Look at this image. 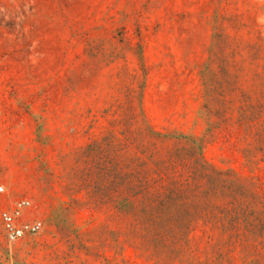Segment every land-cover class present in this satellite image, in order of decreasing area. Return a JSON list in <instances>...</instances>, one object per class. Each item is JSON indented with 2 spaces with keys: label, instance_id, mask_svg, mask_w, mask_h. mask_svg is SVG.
Returning <instances> with one entry per match:
<instances>
[{
  "label": "rangeland",
  "instance_id": "374dc122",
  "mask_svg": "<svg viewBox=\"0 0 264 264\" xmlns=\"http://www.w3.org/2000/svg\"><path fill=\"white\" fill-rule=\"evenodd\" d=\"M209 90L226 118L264 103V0H0V210L29 199L43 223L12 245L0 225V264H264V183L254 226L181 240L122 213L108 172L147 124L253 176L235 134L208 132Z\"/></svg>",
  "mask_w": 264,
  "mask_h": 264
},
{
  "label": "trees",
  "instance_id": "16d2710c",
  "mask_svg": "<svg viewBox=\"0 0 264 264\" xmlns=\"http://www.w3.org/2000/svg\"><path fill=\"white\" fill-rule=\"evenodd\" d=\"M209 92L222 104L207 107L209 115L217 117L210 120L208 132L235 134L237 142L232 145L240 148L244 165L253 176L208 163L203 156V139L142 125L138 151L125 158L121 170L112 163L108 172L112 181L120 176L121 183H113V187L122 199L121 212L139 216V225L156 237L184 240L199 222L224 233L242 225L254 226L250 217L255 215L258 195L247 188L252 183H264L255 174L264 171V103H245L237 108L236 119L226 118L229 109L222 101L225 92ZM129 140L128 136L126 142ZM107 145L111 148L113 144ZM241 236L250 237L246 233Z\"/></svg>",
  "mask_w": 264,
  "mask_h": 264
},
{
  "label": "built area",
  "instance_id": "2783aa9c",
  "mask_svg": "<svg viewBox=\"0 0 264 264\" xmlns=\"http://www.w3.org/2000/svg\"><path fill=\"white\" fill-rule=\"evenodd\" d=\"M0 192H4L3 186L0 187ZM32 211L33 205L29 199H20L10 207H1L0 225L10 245L41 232L42 220L31 219Z\"/></svg>",
  "mask_w": 264,
  "mask_h": 264
}]
</instances>
